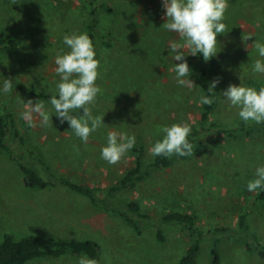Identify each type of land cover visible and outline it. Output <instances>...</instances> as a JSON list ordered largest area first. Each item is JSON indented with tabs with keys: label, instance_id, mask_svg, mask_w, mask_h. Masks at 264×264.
<instances>
[{
	"label": "rangeland",
	"instance_id": "rangeland-1",
	"mask_svg": "<svg viewBox=\"0 0 264 264\" xmlns=\"http://www.w3.org/2000/svg\"><path fill=\"white\" fill-rule=\"evenodd\" d=\"M97 1L113 9L111 14L98 12L97 33L104 32L111 46L98 47L96 84L103 91L90 105L93 116H104L105 126L84 143L67 122L59 123L51 98L41 100L50 115L47 126L33 114L35 126L30 127L21 114L28 100H39L29 89L57 95L55 56L58 50L68 51L65 35L86 33L88 1L0 0V35L14 39L11 48L0 46V96L25 139L20 143L8 138L11 154L0 149V241L6 233L91 240L100 248L101 264H179L191 239L182 224L161 219L178 211L193 215L204 233L217 226L230 228L216 234L222 264H236L237 257L241 264H264L258 252L246 248V242L256 245L253 234L264 245V189L263 196H258L261 189L247 190L256 168L264 165V123L242 121L239 109L221 95L229 84L239 85L240 78L245 86L264 87V74L252 71L253 61L262 58L251 46L252 40L264 43V0H228L223 21L227 30L217 35V54L209 61L180 50L191 70L189 79L198 87L197 67L216 61L220 86L210 123L217 125L201 130L192 155H173L171 165L163 168L150 165L149 149L163 138V126L184 122L191 130L199 128L202 93L180 86L169 71L179 61H174L168 45L179 36L161 27L167 20L163 0ZM243 34H251L252 40L242 41ZM7 78L13 87L5 94ZM108 130L124 131L143 143L148 170L134 188L114 196L107 188L131 167L133 155L129 151L115 165L104 161L100 149L107 143ZM17 157L45 179L66 176L89 185L99 203L57 181L44 189L26 187L13 159ZM29 198L44 199L41 205L47 211L33 209ZM131 200L139 203L144 216L130 213L129 222L119 212ZM56 208L59 211H52ZM240 213L247 214V230L238 227ZM212 235L202 239L196 264H211ZM69 254L36 257L26 264H78Z\"/></svg>",
	"mask_w": 264,
	"mask_h": 264
},
{
	"label": "clouds",
	"instance_id": "clouds-1",
	"mask_svg": "<svg viewBox=\"0 0 264 264\" xmlns=\"http://www.w3.org/2000/svg\"><path fill=\"white\" fill-rule=\"evenodd\" d=\"M228 0H163L164 15L167 17L162 28L175 32L179 41H172L168 45L170 52L174 53V68L169 69L175 73L174 79L180 86L190 90L199 88L194 81L189 79L190 68L185 59V54L180 52L185 49L189 55L202 54L205 62L217 54V35L225 33L227 25L225 12ZM242 41L252 40V35L243 34ZM63 42L68 51L58 50L55 56V72L60 77L56 84L57 95L50 99V104L55 110L59 123H68L70 129L82 142L87 143L91 133L105 126L104 116H93L90 105L95 104L98 94L102 89L96 84L99 77L100 61L96 58L93 41L87 33L73 32L63 37ZM251 46L262 59L252 63L254 73L264 74V43L252 40ZM239 85L229 84L222 92L230 104L239 109L238 115L244 122L264 123V87L257 90L245 86L240 78ZM218 79L211 82L208 92L213 93ZM13 82L11 78L5 79L2 91L7 94L11 91ZM214 102L211 96L200 95L198 105H211ZM82 111V115L80 114ZM76 113V115H73ZM33 114L40 118L42 125L47 126L50 120L49 113L45 110L44 102L35 103L28 100L26 110L21 114L30 127L33 123ZM160 131L164 133L162 139L156 140L149 152L153 156L171 157L190 156L193 154L194 145L189 142L191 126L188 123H174L163 126ZM134 135L124 131H107V143L100 149L101 158L110 165L120 162L135 145ZM264 189V165L256 168L255 178L247 182V190L255 192ZM78 264H98L96 259L81 257Z\"/></svg>",
	"mask_w": 264,
	"mask_h": 264
},
{
	"label": "trees",
	"instance_id": "trees-1",
	"mask_svg": "<svg viewBox=\"0 0 264 264\" xmlns=\"http://www.w3.org/2000/svg\"><path fill=\"white\" fill-rule=\"evenodd\" d=\"M88 1L89 7V19L86 24L85 31L93 41L94 49L96 54L99 53L98 47L105 46L110 47L111 43L105 40V33H97L98 23H99V11H103L106 14H111L113 9L106 3H98L97 0H86ZM13 38L7 36V34L2 33L0 35V46L4 48H11L13 44ZM201 59H203L202 54H197ZM213 63L209 66H198V82L199 89L202 95L211 96L214 102L209 105H201L200 107V118H199V128L191 130L188 136V140L193 145L198 142V135L201 130L207 128L215 127L216 123H210V117L212 112L216 107V90L219 88L220 83L217 84L213 93H209L207 90L211 82L216 77L215 64ZM32 91L33 95L39 100H48L52 96L49 93H44L41 91ZM11 138V141H18L24 143L25 139L20 133L17 121L12 110L4 103L0 96V149L4 152L10 153V147L7 145L6 141ZM16 143V142H15ZM200 145H204V142H200ZM133 155V163L123 175L117 180L115 184L110 185L107 188V194L114 196L115 194L126 190L134 188L137 183L144 179L148 174L147 168H145V147L143 143H135L134 147L130 150ZM22 172V181L26 187L30 188H40L44 189L49 187V185L59 182L62 186L69 188L72 191L78 192L82 195L88 197L92 203L98 204L99 200L96 197V193L92 187L87 184L71 180L66 176H59L55 180H48L42 177L40 172L32 165L23 163L20 157L16 159ZM172 163L171 157L164 156H153L151 160L152 167H168ZM52 181V182H51ZM51 182V183H50ZM258 196H263V189ZM124 210L119 213L125 217L129 222L133 221V218L129 216L132 213L134 216H144L141 212V208L138 202L129 201L123 203ZM162 221L164 222H176L183 226L188 236L191 239V245L186 250V253L182 256L179 264H196L197 257L199 255L201 241L205 235L213 234L214 239L213 247L211 248V264H222L221 257L217 249V237L216 234L230 229L229 227L217 226L206 233L200 228L196 219L191 214H184L181 212H171L162 215ZM238 227L247 230V214L240 213L238 217ZM248 232V231H243ZM159 239L163 240L164 237L161 231H158ZM255 238L256 245L246 242V248L249 251H256L258 254L264 258V245L258 240V236L253 234ZM66 253L83 255L87 258L96 259L98 264L100 262V248L97 243L91 240H77L71 239H54L50 237H43L37 235H27L22 237H16L11 233L4 234L2 240L0 241V264H26L29 260L36 257H60Z\"/></svg>",
	"mask_w": 264,
	"mask_h": 264
},
{
	"label": "crops",
	"instance_id": "crops-1",
	"mask_svg": "<svg viewBox=\"0 0 264 264\" xmlns=\"http://www.w3.org/2000/svg\"><path fill=\"white\" fill-rule=\"evenodd\" d=\"M43 202H45L44 199H40V198H29V202L28 203L30 205H33L34 204L33 209L40 210V211L44 210L46 212L47 211V207H42V205H41V204H43ZM52 202L55 203L56 200H53ZM52 211H59V208H56L55 210H52ZM242 252L244 253V256L248 257V252L245 251V249L244 250L242 249ZM69 255H71L74 258H76L77 261L79 260V258L84 257L83 255H78V254H69ZM60 257H58V258H60ZM240 259H241V257H237L236 264H241V260ZM59 260L60 259H58V261Z\"/></svg>",
	"mask_w": 264,
	"mask_h": 264
}]
</instances>
